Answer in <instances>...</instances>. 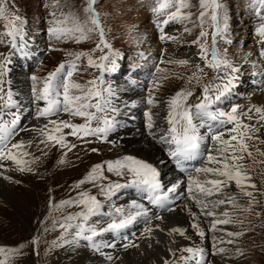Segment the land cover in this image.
<instances>
[{"label":"rangeland","instance_id":"obj_1","mask_svg":"<svg viewBox=\"0 0 264 264\" xmlns=\"http://www.w3.org/2000/svg\"><path fill=\"white\" fill-rule=\"evenodd\" d=\"M221 2L226 6L227 29L223 38L217 37L215 46L220 55L232 64L239 59H244V63L243 61L238 62V65L241 66L239 72L244 73L240 82L242 84H239L240 87L238 88L240 91L232 92V94L234 93L233 95H239L240 97L232 96V99H236V101L224 102V110L230 111L232 106H238L237 115L243 122L245 124H256V121L260 119L255 113V108L257 107L250 106L248 101L253 99L249 97L251 95H255L256 98V94L264 97V73H261L260 77H255L256 75L251 71L253 69L252 66L257 63L256 61L261 62L259 63L261 65H263L262 62L264 61V55L261 54L264 48V43L261 41L264 38L258 35L257 31L264 24V5L259 0H221ZM190 3L193 7L186 11H191L193 14L192 20L196 21L199 14L198 0H190ZM6 5L9 16L13 14L19 15L25 21L24 40L21 41L18 38L16 43L18 46L25 42L27 43V47L24 48V52L27 55H23L20 51L11 48V38L3 35L6 21L0 20V40L3 41L0 43V62H3L5 57L10 56L11 63L8 67L11 70V80L9 82L13 86L22 82L23 88L20 91L15 92L13 86H10L19 104L17 111L20 113L23 109L20 106L23 102L18 99V94L27 98L32 104L28 106L31 109L29 117H27V120L23 118L24 131L16 136L15 139L16 142L21 139L27 141L36 137L33 123L39 120L36 118L37 104L34 103L31 92L33 83L30 79L31 76L46 77L61 63L67 64L73 60V57L68 55L70 52H86L91 55L92 59L98 61L100 56L108 55L109 51L108 49H104L103 51L96 50L97 45L100 44L98 32L93 33L90 39L84 40L81 43H76L72 39L57 40L49 35L48 30L53 26L51 13L56 12L57 17L60 16V8L56 6L57 0H6ZM59 5L64 12L72 11L77 13L82 20L85 18L86 0H59ZM157 6V0H96V12L100 16L105 40L111 46V50L118 54L116 61L118 68L119 66L121 67V74L112 80V87L115 89V93L121 96L128 92V90L135 89L138 85L140 89H143L142 93H145L146 96L139 103L140 113L143 114V112L148 110L153 115L155 114L161 118L165 117L167 113L166 102L177 91L192 89L194 96L191 99H195L196 96L201 95L202 89L206 84L211 82L221 83V81L216 80V77L224 76L230 70L221 68L219 71H215L205 67L206 62L199 58V45L192 43L199 37L201 28L194 27L190 22L183 24L170 22L168 25L163 26L162 32L159 22L166 17L164 15L157 16L153 12V9ZM205 20L203 30L208 33V36L201 43L206 44L210 52L213 44L212 33L214 32V28L211 27L210 19L206 17ZM185 27L191 29V32L186 33L184 31ZM162 34L176 39H161ZM151 51L153 52L151 53ZM87 59V57H84L79 61L81 71L73 76V80L81 84H85L86 81L100 76L98 69L88 67ZM145 59L150 64L147 65ZM208 59H211L210 55ZM179 60H187L190 63L180 66L175 63ZM140 61L143 62L141 63L142 67L137 68L136 66H138V62ZM196 65L204 68V71L202 73L199 72ZM157 69H160V71H157ZM193 73L200 76L198 84L195 79L189 82L188 78ZM246 78L247 80L244 81ZM4 80L5 82L8 81L5 78ZM108 84H111V82L107 80L105 86ZM259 86L263 88L259 89ZM252 89L256 90L255 94L252 93ZM149 94L154 96L156 100L155 106L147 103ZM118 104L122 111L115 113L117 125L115 130L110 134L112 139L114 138L115 140V136L124 131L131 130V128L135 129L133 122L131 121L132 123L130 124L129 120H126L124 110L127 108V105L120 102ZM249 108H252V120L243 115ZM5 119L10 120L11 116L6 115ZM60 119L76 124L84 123L82 119L78 117L73 118L67 114H62ZM153 120L155 125L153 131L159 135L166 127L163 126L161 119ZM261 124H264V121H261ZM93 126H95V122ZM256 126L260 127V125ZM64 131L69 132L70 130L65 129ZM140 133L141 131L136 133V135ZM87 139L91 140L92 143H85L83 140L68 136V143L76 145L71 151L58 145L47 148L41 145V148L44 149L42 152L35 147L34 142L33 146L28 149L32 156L39 158L38 162L32 165L34 172L16 171L11 161L3 162L5 167L0 169V182L9 184L8 186L13 190L7 199L0 193V243L7 247L25 245L23 255L16 257L13 264H70L72 257H65L62 250L57 249L55 245L59 240L72 239L71 233L74 232V229H69L66 233L65 229L60 225L64 222L65 217L76 215L83 209L80 206L74 205L56 210L50 207V202L60 204L65 200L76 199L80 192L86 191L91 195H96L98 199L106 204L109 203L108 200L99 194L98 187L93 183H85L80 188H75L74 186L87 176L94 165L106 161H114L125 155L114 139L113 141L107 139L105 142L94 137H88ZM123 140L125 152L129 150L130 155L136 156L132 154V152H135V146L127 145L126 140L128 139L125 140L123 138ZM249 143L250 145L256 144L255 141H250ZM156 145H159V143ZM258 147L264 151V144H260ZM93 148L98 149V151L93 152ZM252 150L254 151L255 149L253 148ZM45 152L47 153L46 155L44 154ZM61 159L65 161L63 164L60 163ZM149 160L152 161L153 158ZM168 161L170 167H172L171 169H162V178L165 177L167 170L169 172L172 170L176 175H180V171L175 168L174 161L171 159ZM257 161V163L253 164L251 159H246L245 163L252 167L253 177L262 186L264 184V163L259 161H264V156H258ZM2 173H7L6 176L11 179H4L5 176H1ZM105 174L112 181L125 182L111 173ZM103 183H107V181H103ZM181 188L177 189L175 195L179 194ZM138 194L139 191L134 188L122 189L117 196L112 198V201H118L121 204L119 198L132 197L137 199ZM180 196L184 202L187 199L186 191ZM240 203L244 204L242 201ZM128 206L126 205L127 208ZM225 210L233 213L237 221L242 223L235 225L221 224L217 226L218 230L215 232L208 229L207 240L211 249H215L216 251V248H225L227 251L224 254H220V256L222 257V261L227 264H264V210H261L262 215L259 218L254 212H244L239 207L222 206L218 209L219 212ZM176 212L178 214L176 215L177 220L172 219L173 212L168 216L169 218L171 217L172 221L170 219L164 221L163 218V221L159 224V228L163 229V231L155 229L154 235L151 238L152 243L149 246L158 245L162 238L167 243L169 242L167 240L168 235H166L168 232L166 226H168L169 222H175L174 224H177L179 228L184 227L195 234L196 230L192 227L191 221L189 222L191 225L186 226L188 224L187 218L180 211ZM180 215L184 218L183 220ZM96 220L108 223L111 219L100 216L92 217L89 224L93 226L95 224L93 222H96ZM206 221L207 218L200 216V226L205 224ZM79 222L78 220H74L71 223L75 225ZM134 227L137 229L139 223ZM226 231L234 233L244 232L245 234L240 237L229 238L224 236V232ZM214 237H221L225 240L234 239L235 242L233 244L219 243L218 240L214 241ZM33 240H36L37 243L33 244ZM134 240L136 239L130 242ZM122 242L121 246L113 248V252L108 253V255L112 254L110 255L112 257L111 260L106 258L109 264H113L115 261L119 262L120 256L122 259L121 254L126 252L122 245L129 243L128 241ZM80 243L82 248L89 249V251L92 250L88 242L80 240ZM214 243L216 248L213 247ZM191 245L201 246L199 244ZM138 249L140 250V248ZM237 250H240L243 254L238 255ZM118 253L120 254L118 255ZM126 254L127 258L132 256V253L128 252ZM176 255L174 259L169 258V261L174 260L175 264H180L179 257L188 254L179 253L178 251ZM218 260L219 258L214 257L211 261L217 262ZM205 264H210V260L208 261L205 258Z\"/></svg>","mask_w":264,"mask_h":264},{"label":"snow or ice","instance_id":"obj_2","mask_svg":"<svg viewBox=\"0 0 264 264\" xmlns=\"http://www.w3.org/2000/svg\"><path fill=\"white\" fill-rule=\"evenodd\" d=\"M264 5V0H259ZM85 18L82 20L80 16L72 11L64 12L57 0V7L60 8V16L57 17L56 12H52L53 26L49 28V35L55 39H72L76 43L90 39L95 32L99 33L100 44L97 45V51L108 49V55H102L98 61L92 59L91 55L86 52L68 53L73 60L67 64L61 63L54 71L50 72L46 77L39 78L35 75L31 76L32 96L34 103L37 104L36 118L43 119L45 122L42 126L33 129L36 137L31 140H19L12 142L13 138L18 134V123L20 121V113L13 111L18 109L19 104L15 99V94L9 87L5 90L4 77L10 69L7 67L11 63L10 56L5 57L0 62V169H3L4 161H11L15 165V170L20 172H34L33 164L38 162L37 157L32 156L28 151L35 142V147L42 152L41 145L44 148L49 146H60L71 151L76 145H70L67 137L72 136L85 143H92L88 137H94L102 142L107 141L108 136L116 128L117 122L115 113L119 109L114 105L113 97L115 89L111 84L105 86L104 76L106 73H113L117 70V53L111 50V46L105 40L104 31L101 25L99 14L96 12V0H86ZM157 7L153 12L157 15H164L166 18L159 22L161 31L163 26L170 22L185 23L190 22L194 27L201 28L199 37L192 43L198 44L200 47L201 60H204L205 67L219 71L221 68L229 69V73L224 76H217L216 80L221 83L211 82L206 84L202 93L194 96L192 89H182L168 99L167 113L165 121L167 127L162 130L161 134L152 131L154 128L153 113H146L148 118L147 128L149 134L157 143L166 145L165 151L167 156L175 162L180 172L185 174L186 179L183 181L185 188L183 191L187 193V199L191 200L193 205L199 209V212H193L189 205H184L189 215L193 217L194 223L192 227L201 239L205 237V230L200 226L199 217H212L211 227L209 231H217L218 225H235L242 223L237 221L234 214L225 210L219 212L222 206L232 208H241L244 212L253 213L259 218L264 210V184L258 187L252 175V167L245 163L246 159H251L253 164L257 163L258 156H264L258 145L264 144V137L257 135L260 133L261 121H264V108H255V113L260 117L256 124H245L237 115L238 106H232L230 111L222 110L219 105L226 100L232 92L234 80L236 77L232 74L238 73L239 68L234 66L229 60L222 57L216 48L217 37L223 38L227 29L226 6L221 0H198L199 14L197 20H192V12L186 11L191 9L193 5L190 0H157ZM171 9V11H169ZM210 19L211 27L214 28L212 33V48L201 43L208 36L203 30L206 22L205 18ZM0 20L6 21L4 24L3 35L10 37L11 48L20 51L23 55L24 48L27 47L25 42L17 45L19 38L24 40V23L25 21L19 15L7 14L6 0H0ZM184 31L190 33L191 29L185 27ZM258 35L264 38V24L258 28ZM161 39H176L167 37L162 34ZM3 41L0 40V43ZM264 43V40L261 41ZM264 55V52L261 53ZM211 56L209 60L208 57ZM87 57L88 67H94L99 70L100 76L96 79L86 81L81 84L73 80L74 74L81 71L79 61ZM180 66L190 63L187 60L176 61ZM199 72H203L204 68L196 65ZM160 71V69H157ZM189 82L193 79L199 83L200 76L193 73L189 78ZM191 100V102H189ZM42 102V106H41ZM147 103L155 106L156 100L154 96L149 95ZM252 108L243 113L249 120H252ZM67 114L73 118H80L84 123L76 124L70 121L61 120L60 116ZM6 115L11 116L10 120H6ZM55 117V118H53ZM95 122V126L93 123ZM231 125V127H228ZM256 125H260L257 127ZM69 129V132H65ZM250 141H255V145H250ZM255 149L254 151L252 149ZM93 152L98 149L93 148ZM47 154L46 152L44 153ZM66 155V153H65ZM65 161L60 160L63 164ZM191 162H197L199 166H186ZM264 163V161H259ZM105 173H111L124 183L112 181ZM4 179L10 180L5 176ZM107 181V183H103ZM100 182V183H98ZM85 183H93L98 187L99 194L106 200L112 201L122 189L134 188L137 191L146 194L145 198L148 204L165 208L171 199L170 194L176 193L181 187V182H172L166 185L161 176V172L152 163L139 159L135 156L125 155L114 161H106L94 165L87 176L81 179L75 188H80ZM235 188V191H229ZM217 197L216 199H211ZM244 200V204L240 201ZM80 206L82 211L76 215H68L65 217L61 227L67 233L69 229H74L71 233L72 240L65 242L75 243L76 241H85L90 244L94 251L100 252L102 248H114V243L98 244L95 238L101 236L105 232L120 233L121 230L132 226L139 217H144L146 223L154 218L163 220L161 215L150 216V209L144 203L133 201L128 209L123 206L112 205L113 213L110 222L106 226L97 228L89 224L92 217L102 214L105 204L98 199L96 195H91L86 191L79 193L78 198L62 201L60 204L50 202V207L59 210L66 206ZM260 209V210H257ZM167 211H175L174 207H167ZM74 220L80 221L73 225ZM95 222H93L94 224ZM157 230L163 231L156 226ZM153 227H145L143 232L150 238ZM167 234H174L191 240L186 235V229L174 227L168 230ZM244 232H224V236L236 238L244 235ZM127 239V237H125ZM219 243L233 244L234 239H223L214 237V241ZM33 244L37 241L33 240ZM175 243V240H173ZM123 248L139 247V245L129 242L124 243ZM25 245L19 247L0 246V264H13L16 257L23 255ZM213 247L216 248L215 243ZM176 251L187 253L179 257L180 264H205L206 250L202 246H184L178 249L169 248V253L175 256ZM225 248H216L213 254H224ZM238 255L243 253L237 250ZM111 260L109 255L106 257ZM164 264H175L174 261L165 260Z\"/></svg>","mask_w":264,"mask_h":264},{"label":"bare ground","instance_id":"obj_3","mask_svg":"<svg viewBox=\"0 0 264 264\" xmlns=\"http://www.w3.org/2000/svg\"><path fill=\"white\" fill-rule=\"evenodd\" d=\"M262 51L264 52V48L262 49ZM152 52L153 51H151V53ZM242 61L244 63V59L243 60L239 59L237 62H234L233 65L236 66L237 68H239V70H240L241 66L238 65V62H242ZM146 62H147V65L150 64L147 60H146ZM256 62L257 63H255L252 66L253 69L251 71H252V73H254L256 75L255 77H260L261 73H264V61L262 62L263 65L259 64V63H261L259 61H256ZM138 63L139 64L136 67L137 68H141L142 67L141 63H143V62L140 61ZM243 74H244L243 72H238V73L234 74L236 79L234 80V85L235 86L233 87L232 92L236 91V89H238L240 87V85L242 84V83L240 84V82H241V79L243 77ZM256 81L258 82V80H256ZM259 87H260L259 89H261L264 86L263 87L259 86ZM22 88H23L22 82L20 84H17V85L13 86V89L15 90V92L22 90ZM142 90L143 89H140L138 87V85H137L135 89H130V90H128V92L122 94L121 96L117 95L115 93V97L113 99L114 105L119 109L118 112L122 111L120 106H119V104H118L119 102L120 103H125V105H127L126 106L127 108L124 110V113L126 115V120L127 121L129 120L130 123L133 122V124L135 125V129H132L130 127L131 130L128 129V130L124 131L123 133L115 136L116 140L114 138L113 139L117 142V144H119L120 149H121V151L123 152L124 155H130V151L129 150L125 152V148H124L125 144H124L123 138L125 140L128 139V140H126L127 145L135 146L134 147L135 148V152H132V154H135L137 156V158H139V159L146 160V161H148L150 163L153 162L152 164L158 168V170L161 172V176H162V169H164V168L165 169L166 168H170L171 169V167H170V164L168 163L169 161H168L167 153L165 151V145H162L160 143H159V145H156L157 144L156 140L153 139V137L149 134V129L147 128L148 118H147V115H146V113H148L149 111L146 110L145 112H143V114L140 113V110H139V106L140 105H139V103L141 102V100L143 98L145 99V97H146L145 93H142ZM263 91H264V89H263ZM232 92H231V94L229 95V97L227 99L231 100L233 98L232 96L240 97L239 95H233L234 93L232 94ZM254 92H256V90L252 89V93H254ZM256 95H257V98H256L255 95L254 96L253 95L249 96L250 98L254 99V100L250 99L248 101L250 106H254V107H257V108H264V97L263 96H259L258 94H256ZM255 98L258 101H256ZM18 99L23 102L22 103L23 105L22 104L20 105L21 108H23L21 110L22 112H20V115L22 116V120H23V118H25L24 120H27V117H29V113L31 111V109L28 106L32 105V104L30 103V101L27 98H25V97H23V96H21L19 94H18ZM41 106H42V102H41ZM153 119H155V120L156 119H161V121H163L162 122L163 126L167 127V123L165 121V117L159 118V117H157L154 114L153 115ZM44 122L45 121L43 119H39L37 122L33 123V126H34V128H37L39 126H42ZM140 131H141V133L139 135H136V133H138ZM152 131H153V129H152ZM259 135L264 137V127H261ZM147 140H149V141H147ZM154 144L156 145V147H155ZM151 158H153L152 161L149 160ZM6 166H7V164H6ZM13 168L15 169V165H13ZM2 175L6 176L7 173H2L1 176ZM185 179L186 178H183L180 175H176L172 170H170V172L167 170L166 173H165V177L162 178L163 182L166 185H169V186L171 185L172 182H177V181L181 182V187L182 188L180 189L179 194L178 195H173L174 201L176 202V204L174 206L175 211H172L173 212V215H172L173 218L172 219L177 220L176 219L177 218L176 215H178V214H176L177 213L176 211H180L188 220V224H186V226H190L191 224L194 223L193 222V217L191 215H189L188 210L184 207V205H186V204L189 205V207L192 208V211L196 212V213L199 212V209H197L193 205L191 200L186 199L183 202V199L180 196L182 193L185 192V191H183V189L185 188L183 181ZM254 181L257 183V186L260 187V184L258 183V181L255 178H254ZM8 185L6 183L2 182V181L0 182V193H2V195L6 199L11 194V192L13 190ZM229 191H235L234 185H233V188L230 189ZM216 198L217 197H212L211 199H216ZM119 199L121 200V204L118 201L117 202H115V201H111L110 202L109 201L108 204H106L105 202L102 201L105 204V209L102 210V214L100 215V217H104V216H106L109 213H113V207H112L113 204H115L117 206H123L125 209H128L126 207V205H130L133 201H135L137 203H142L140 201H137L138 199L136 200L135 198H132V197L124 198V199L123 198H119ZM241 201L245 202L243 199ZM149 206L152 209L151 204H149ZM184 212H185V214H184ZM169 214H171V212L168 211L167 213H164V214L162 213L160 215L164 218V221L167 220V219H170L172 221L171 217L170 218L168 217ZM149 215L150 216L154 215L152 210H150ZM181 218H182V220L184 219L182 216H181ZM203 218H206V217H203ZM145 220L146 219L144 217H139V219H137V221L132 225L134 227L136 224H138V223L140 224L139 227L137 228L138 229L137 239L133 241V242H135V244L138 243L137 245H139V247H129L128 249H126L125 253L121 254L122 255V259H121V256H120L119 262L115 261L113 264H163L166 259L169 260V258L170 259L171 258L172 259L175 258V256H172L169 253V248H172V249L175 250V249H178L180 247H183L184 245L192 246L191 244H199V245H201L202 247L205 248V250H206L205 258L208 261L210 260V264H227V263L222 261V257L220 256V254H213V253H215V249H211V247L209 246L210 244H209V242L207 240V236H208L207 230L210 229V227H211V223L210 222L212 220V217H207V221L205 222V224L201 223L202 224L201 227L205 230V237L203 239H201V237L197 236L196 232L194 234V233L190 232L188 229H186V235L190 236L191 240H186V239H184V237H181V236L176 235V234H174L173 236H169L168 234H166V235H168L167 236V240H169V242L167 243L162 238L160 240V243L158 245H155V246L152 245L153 247L149 246V244L152 243V239L151 238L154 235V232H155V229H156V226H157L156 224H158V225L161 224V222L163 220H156V219L153 218L150 221V223H144ZM174 223L169 222L168 226H166V230L168 231L171 228L179 227L177 224L175 225ZM106 225H107V222H100V221L96 220V222H95V224L93 226H95L97 228H100V227L106 226ZM149 226L153 227V229H154L149 234L150 238H149L148 235H145V233L143 232V229L145 227H149ZM207 226H209V227H207ZM183 229H185V228L183 227ZM105 233H103L101 236L96 237L95 241L96 242H102V243H105V244L114 243L116 245L117 243L114 242L113 240H107L106 239V234ZM65 240L57 241V244L55 245V247H57V249H59V250H62V252L65 255V257H68V256L72 257L70 264H109L108 261H106V257L109 256L108 253L111 252L112 248H109V247L102 248V250L100 252H96L92 248V250L89 251V249H85V248L81 247L80 241H76L75 243H71V242H65ZM71 240L72 239H67V241H71ZM173 240H175V243H173ZM128 242H130V241H128ZM155 243H157V242L155 241ZM0 246H3V244L0 243ZM117 246H118V244H117ZM138 248H140V250ZM116 250H118V249H116ZM128 252L132 253V256L127 258L126 257L127 254L126 253H128ZM176 253H178V251H176ZM176 253H175V255H176ZM119 254L120 253H118V255ZM110 255H112V254H110ZM214 257H217V259L219 258V260L217 262H212L211 260ZM189 264H192V262L190 261Z\"/></svg>","mask_w":264,"mask_h":264}]
</instances>
